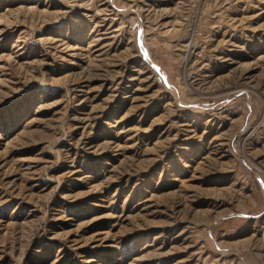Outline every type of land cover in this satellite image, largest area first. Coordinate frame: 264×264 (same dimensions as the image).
Returning a JSON list of instances; mask_svg holds the SVG:
<instances>
[{
	"label": "rangeland",
	"instance_id": "obj_1",
	"mask_svg": "<svg viewBox=\"0 0 264 264\" xmlns=\"http://www.w3.org/2000/svg\"><path fill=\"white\" fill-rule=\"evenodd\" d=\"M0 264H264V0H0Z\"/></svg>",
	"mask_w": 264,
	"mask_h": 264
}]
</instances>
